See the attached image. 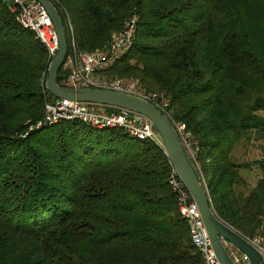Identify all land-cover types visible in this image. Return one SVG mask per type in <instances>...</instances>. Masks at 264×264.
<instances>
[{
	"label": "trees",
	"instance_id": "trees-1",
	"mask_svg": "<svg viewBox=\"0 0 264 264\" xmlns=\"http://www.w3.org/2000/svg\"><path fill=\"white\" fill-rule=\"evenodd\" d=\"M51 1L78 50L134 20L105 74L168 100L223 222L243 236L264 226V0ZM16 7L0 0V264H202L154 140L79 121L32 128L50 58ZM254 142L260 158L239 161L236 147Z\"/></svg>",
	"mask_w": 264,
	"mask_h": 264
},
{
	"label": "built area",
	"instance_id": "built-area-1",
	"mask_svg": "<svg viewBox=\"0 0 264 264\" xmlns=\"http://www.w3.org/2000/svg\"><path fill=\"white\" fill-rule=\"evenodd\" d=\"M12 2L17 6L16 20L20 25L33 31L46 45L51 61L57 52V37H55L56 33L52 26L53 23H51L45 9L36 0H12ZM65 23V29L70 39L68 42V53L61 67L65 73L58 82L61 86L65 88L91 87L120 92L124 93V95L129 94L151 103L162 113L166 112L168 100L162 94L146 91L136 80L109 77L105 74V71L130 46L135 31L133 19L127 20L120 30L112 32L103 48L92 51L78 50L76 48L72 24L70 21ZM163 115L165 116V114ZM62 121H79L95 129L121 128L129 137L139 141L154 140L163 149L152 131L151 122L141 114L121 108L109 110L106 105L96 103L64 100L48 92L44 104V117L42 121L37 122L32 128L52 126ZM173 125L187 151L186 153H188L199 170V164L195 157L196 149L191 140V132L186 130L182 124L174 123ZM170 167L169 184L176 195L179 212L188 225L191 243L200 252L202 264H220L216 259L195 201L188 193L189 191L174 166L171 164ZM200 175L202 183L206 185L202 173ZM243 237L262 255V264H264V226H260L255 234ZM224 245L235 264H250L246 255L235 246L230 245L228 242H225Z\"/></svg>",
	"mask_w": 264,
	"mask_h": 264
},
{
	"label": "water",
	"instance_id": "water-1",
	"mask_svg": "<svg viewBox=\"0 0 264 264\" xmlns=\"http://www.w3.org/2000/svg\"><path fill=\"white\" fill-rule=\"evenodd\" d=\"M45 9L57 37V52L48 65L45 82L46 91L64 100L96 103L126 109L149 119L155 137L168 155L191 197L196 203L207 230L211 246L220 264H235L228 254L225 242L235 246L246 255L250 264H262V255L236 230L223 222L215 213L207 185L202 183L201 175L194 161L186 153L175 126L151 103L129 94L91 87L65 88L57 81L68 53V42L64 22L51 0H36Z\"/></svg>",
	"mask_w": 264,
	"mask_h": 264
},
{
	"label": "rangeland",
	"instance_id": "rangeland-1",
	"mask_svg": "<svg viewBox=\"0 0 264 264\" xmlns=\"http://www.w3.org/2000/svg\"><path fill=\"white\" fill-rule=\"evenodd\" d=\"M4 1H6L8 3L12 2V0H4ZM47 38H48V36H47ZM63 73H65V71ZM262 114L264 115V113H262ZM257 143L258 142H254L253 144L242 143L241 145H238L236 147V149L234 150L235 157L238 158L239 161L250 160V159H254V158H260V156H259L260 151L258 150L259 148L257 146L258 145ZM259 143H260V141H259ZM258 172L259 171L251 172L250 170H246L243 172V177L245 179H247V181L250 185H254L256 182V176H257ZM247 237H249V236H247Z\"/></svg>",
	"mask_w": 264,
	"mask_h": 264
},
{
	"label": "bare ground",
	"instance_id": "bare-ground-1",
	"mask_svg": "<svg viewBox=\"0 0 264 264\" xmlns=\"http://www.w3.org/2000/svg\"><path fill=\"white\" fill-rule=\"evenodd\" d=\"M114 129H116V128H114Z\"/></svg>",
	"mask_w": 264,
	"mask_h": 264
}]
</instances>
